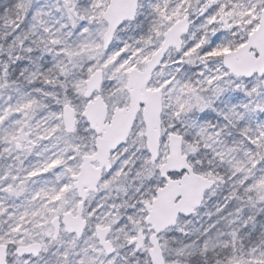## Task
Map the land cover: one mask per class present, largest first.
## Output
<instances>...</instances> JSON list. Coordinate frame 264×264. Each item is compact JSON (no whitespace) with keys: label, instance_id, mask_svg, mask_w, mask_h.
Returning a JSON list of instances; mask_svg holds the SVG:
<instances>
[{"label":"snow or ice","instance_id":"snow-or-ice-1","mask_svg":"<svg viewBox=\"0 0 264 264\" xmlns=\"http://www.w3.org/2000/svg\"><path fill=\"white\" fill-rule=\"evenodd\" d=\"M0 264H264V0H0Z\"/></svg>","mask_w":264,"mask_h":264}]
</instances>
